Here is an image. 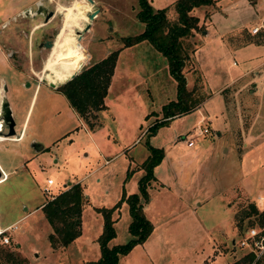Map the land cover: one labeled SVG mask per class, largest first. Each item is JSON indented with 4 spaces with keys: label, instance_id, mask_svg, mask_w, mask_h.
Returning <instances> with one entry per match:
<instances>
[{
    "label": "rangeland",
    "instance_id": "374dc122",
    "mask_svg": "<svg viewBox=\"0 0 264 264\" xmlns=\"http://www.w3.org/2000/svg\"><path fill=\"white\" fill-rule=\"evenodd\" d=\"M150 1L154 8L165 7L168 18L176 20L175 0ZM247 1L255 8L253 16L264 12L262 0ZM38 3L54 11L45 25H42L43 14L36 11ZM75 3L68 13L79 17V21L72 25L71 21H66L64 13ZM228 4L223 6L226 19L217 21L219 28L221 23H231L237 17L234 15L242 13L238 8L242 5ZM211 7L202 5L192 11L199 17V24L204 9L207 13ZM96 8L99 11L89 20L87 12ZM27 10L34 14H28ZM137 10V0H94L93 3L87 0H0V77L4 79L9 104L14 110L16 134L27 113L24 137L11 143L30 154L22 166L14 167L0 181V226H4L5 219H16L33 210L74 182L81 181L88 198L82 208L81 233L64 246L51 245L48 235L52 228L41 208L18 220V228L8 230L11 240L4 245L19 251L28 264H89L97 259L100 256L98 237L104 221L102 208H110L114 219L115 236L109 243L126 242L131 236L126 196L138 191V179L144 172L142 162L149 153L148 144L166 151V146L178 141L179 133H182L179 140L186 139L189 132L186 130L195 119V113L176 115L149 133V125L162 116V105L176 98V81L169 73L166 57L150 41L123 45L124 36L144 29ZM244 14L250 15L246 10ZM88 21L90 26L84 30ZM37 24L40 25L36 27ZM48 33H52L53 42L57 40L53 50L38 44ZM68 39L73 43L64 51ZM183 43L191 52L193 44L189 35L183 38ZM115 49H118V57L106 96L107 107L89 113L91 121L101 124L97 131H91L74 113L65 95L42 78L61 84L83 66ZM60 54L64 55L60 69L56 70L55 58ZM51 55H54L52 61L49 60ZM216 69L206 67L207 77L210 74L212 77ZM219 79L212 78L211 82L209 77L208 84L205 80L201 82L205 88H212ZM194 87L193 96L197 101L202 93L199 86ZM209 134H213L212 128ZM201 137L195 138L196 144L201 143ZM32 141L41 143L43 148L35 151L30 147ZM181 141L177 145L183 152L186 146ZM17 159L16 156L14 161ZM208 165L217 176L214 178H220L221 162L215 159ZM156 169L154 174L164 175L170 180L165 181L171 188L156 186L153 181L148 186L145 214L152 223V230L142 242L120 254L118 264H231L234 260L244 264L243 257L248 251L239 246L238 241L249 227L259 228L263 223L258 214L243 219L241 216L249 211V202L257 203L240 194L232 200L233 210L230 211L226 205L228 198L223 200L226 194L221 192L227 189L226 182L218 179L211 198L194 204L187 192L189 183L178 189L171 167L163 162ZM48 178L53 180L50 185ZM225 218L228 220L224 221ZM249 264H264V255L253 258Z\"/></svg>",
    "mask_w": 264,
    "mask_h": 264
},
{
    "label": "crops",
    "instance_id": "0c3cea01",
    "mask_svg": "<svg viewBox=\"0 0 264 264\" xmlns=\"http://www.w3.org/2000/svg\"><path fill=\"white\" fill-rule=\"evenodd\" d=\"M226 4L242 5V8L238 6L242 13L234 15L237 17L231 23H221L222 26L219 28L217 21L225 20L227 17L223 11V6ZM261 4L264 6V0ZM211 6V9H207V13L205 7L204 16L201 17L199 25L203 28L194 29L189 35L193 46L191 52H188L189 57L183 68L188 89H195L196 85L202 93L196 106L186 112L187 114L195 113V119L191 127L186 130L189 131L188 139L179 140L182 135L179 133L178 141L171 146H166L162 161L172 168L178 189L182 184L183 186L185 183L190 184L187 185V192L194 204L199 205L208 201L213 195L215 181L220 179L224 180L227 185V189L221 192L226 194L223 200L228 198L229 202L226 205L229 206L230 211L233 210L232 200L240 194L250 201H255L261 209L264 206V41L257 42L249 38L256 34L250 33L251 28L264 21V12L259 16H253L255 8L247 0H215ZM245 10L248 11L249 16L244 14ZM217 15L220 17H216ZM206 42L213 44L207 45ZM206 67L218 69L212 77L211 74L207 77ZM209 77L211 82L212 78L219 77L220 79L216 80L217 84L212 88H205V84L201 81L205 80L204 82L208 84L207 78ZM3 80L0 77V99L1 95L6 94L7 91L3 92V85H5ZM11 111L14 114V110L11 109ZM73 111L76 113L74 109ZM26 115L27 113L18 134L5 136L6 128L0 133V168L3 170L0 181L14 167L22 166L24 160L30 158L28 152L11 143V141H19L24 137ZM78 117L87 128L85 121L79 115ZM204 127H207L208 131L196 136H202L201 143L196 144V137L190 136V133ZM210 128L213 134L207 135L210 133ZM97 129L99 128L90 130L97 131ZM190 139L194 140L192 145L187 144ZM180 141L186 146L183 152L177 145ZM36 143L39 142L32 141L30 147L35 151L43 148L41 143H39L41 147ZM16 156L18 159L14 161ZM215 159L221 162L220 178H214L217 176L211 173L208 165L209 161L212 162ZM158 165L154 167L155 171L160 166ZM161 170L163 171L162 168ZM155 176L153 184L166 189L171 188L166 183L170 180L164 175L155 173ZM46 201L36 205L33 210L41 208ZM144 208H148V203ZM33 210L16 219H5V224L0 226V229L12 224L17 225L18 220ZM227 220L225 218L224 221ZM6 232L9 235V232Z\"/></svg>",
    "mask_w": 264,
    "mask_h": 264
},
{
    "label": "trees",
    "instance_id": "16d2710c",
    "mask_svg": "<svg viewBox=\"0 0 264 264\" xmlns=\"http://www.w3.org/2000/svg\"><path fill=\"white\" fill-rule=\"evenodd\" d=\"M137 3V17L144 23V29L137 34L124 36L123 45L129 46L142 40L150 41L166 57L169 73L176 81V98L162 105V116L157 117L148 127L149 133H152L159 125L169 122L176 115L189 112L197 104L193 89L187 87L183 71L189 57L183 38L200 26L199 17L192 11L198 6L212 5L215 0H175L173 5L177 18L174 21L168 18L165 7L154 8L150 0H137ZM261 36H264L263 31L256 33L249 40L264 41L260 39ZM117 57L118 49L112 50L101 59L83 66L73 77L57 86L71 107L92 130L101 124L91 121L89 113L106 109L105 97L108 94ZM148 150L149 153L142 162L144 172L138 179V191L126 196L131 215L129 223L131 236L124 243L110 244L109 241L115 236L114 219L111 217L110 208H102L104 221L98 237L100 256L89 264H118L120 254L142 242L151 232L152 223L146 216L144 207L149 200L148 186L156 179L154 167L160 163L165 151L162 147L151 144H148ZM87 200L81 182H74L43 203L41 209L52 228L48 237L53 247L64 246L80 235L81 213ZM248 206L249 211L243 213L241 219L247 215L258 214L261 216L260 222L263 226L264 208L259 209L254 202H249ZM4 236L8 237V241H4ZM10 240L7 232L0 234V264H28L19 251L5 246ZM243 258L244 264H249L254 254L247 252ZM231 264H239V260H234Z\"/></svg>",
    "mask_w": 264,
    "mask_h": 264
},
{
    "label": "built area",
    "instance_id": "2783aa9c",
    "mask_svg": "<svg viewBox=\"0 0 264 264\" xmlns=\"http://www.w3.org/2000/svg\"><path fill=\"white\" fill-rule=\"evenodd\" d=\"M261 30H264V21L261 22L258 25H255L251 28V33H258ZM1 88V85H0ZM0 132L3 131V129L5 128L2 120H0ZM208 131L207 127L204 128H199L198 130H193L190 133V136L192 137H196L201 133H205ZM186 139L187 136H186ZM194 143L193 139H190L187 141L188 145H192ZM2 173L3 170L1 169ZM51 183H53V180L51 178L47 179V184L50 185ZM48 188H45V191L48 192ZM54 195H52L53 197ZM51 197V198H52ZM17 225L16 224H12L9 225L8 227L4 228V229H0V234L8 231V229H13L16 228ZM8 228V229H7ZM4 241H8V237L4 236L3 237ZM238 245L241 247H245L247 248L248 252H252L254 254V259H258L261 256L264 255V225L257 228V227H249L246 231V235L244 237H242V239H239L238 241Z\"/></svg>",
    "mask_w": 264,
    "mask_h": 264
},
{
    "label": "water",
    "instance_id": "95a60500",
    "mask_svg": "<svg viewBox=\"0 0 264 264\" xmlns=\"http://www.w3.org/2000/svg\"><path fill=\"white\" fill-rule=\"evenodd\" d=\"M89 1L90 3H93L94 0H87ZM99 11L98 8L94 9L93 11H89L87 12V17L89 20L93 19L95 14ZM28 14H29V10L26 11ZM53 13V10H50L47 12V14L45 15V19H47L51 14ZM90 26V21H88L86 23V25L83 27L84 30H87ZM79 34L81 33V31H79ZM81 35V34H80ZM79 39V38H78ZM50 47L53 46L54 42L50 41V43H48ZM79 71V70H78ZM78 71L74 72L69 78H67L66 80L70 79L71 77H73ZM42 80L44 82H48L51 86L53 87H56L58 84L55 83V82H49L47 81L46 78H42ZM66 80L60 82V83H63L65 82ZM7 90V87L6 85H3V92H5ZM0 120H2L5 128L7 129L4 133H5V136H14L16 134V129H15V119L13 117V114H12V111H11V107L9 105V100L7 99V96L6 94H2L1 95V99H0ZM3 131H1L0 133H2ZM38 144V146H42L41 144L39 143H36ZM3 173L1 171V168H0V179L2 177Z\"/></svg>",
    "mask_w": 264,
    "mask_h": 264
},
{
    "label": "flooded vegetation",
    "instance_id": "af4514ba",
    "mask_svg": "<svg viewBox=\"0 0 264 264\" xmlns=\"http://www.w3.org/2000/svg\"><path fill=\"white\" fill-rule=\"evenodd\" d=\"M76 6V3L75 4H71V5H69V7L67 8V10L65 11V13H67L68 15H70L69 13H68V10H69V8L70 7H72L71 9H73L74 7ZM36 11L38 12V13H42L43 14V22H42V25H45L49 20H50V18H51V16H53V14H54V11H53V13L47 18V19H45V15L47 14V12L48 11H50V10H48V9H46V7H43V6H41L39 3H38V5L36 6ZM30 12V14L31 15H33L34 14V12L32 11V10H30L29 11ZM64 13V14H65ZM72 18H73V20L72 19H66V21H71L72 23V25H77V22L79 21L78 19H79V17H75V16H73V15H70ZM68 24V23H67ZM40 24H37L36 25V27L37 26H39ZM72 29H69V31H71ZM58 34V33H57ZM56 37H57V35H56ZM55 37V38H56ZM75 37V36H74ZM50 41L52 42L53 41V37H52V33H48L47 35H46V37L44 38V39H41L40 41H39V45L41 46V47H49L50 48V46H49V44L48 43H50ZM57 40L55 39L54 40V43H55V45L50 49V50H53V49H55L56 48V46H57V42H56ZM72 43H73V41H72V39L70 40V39H68V40H66V42H65V45L63 46V50L64 51H66L69 47H71V45H72ZM61 55V54H60ZM60 55H59V57H60ZM64 55V54H63ZM52 59H54V55H51L50 57H49V60L50 61H52ZM56 59H58V58H55V62L57 61Z\"/></svg>",
    "mask_w": 264,
    "mask_h": 264
},
{
    "label": "bare ground",
    "instance_id": "6f19581e",
    "mask_svg": "<svg viewBox=\"0 0 264 264\" xmlns=\"http://www.w3.org/2000/svg\"><path fill=\"white\" fill-rule=\"evenodd\" d=\"M65 16L68 18V19H72L73 20V18L70 16V15H68L67 13H65ZM55 45V43L53 44V46ZM52 46V47H53ZM51 47V48H52ZM62 58H63V54H61L60 55V57L57 59V62H56V65L54 66V68L56 69V70H59L60 69V63H61V61H62ZM0 125H1V123H0Z\"/></svg>",
    "mask_w": 264,
    "mask_h": 264
}]
</instances>
